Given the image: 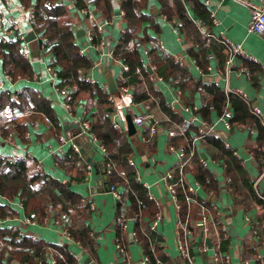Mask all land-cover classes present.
Instances as JSON below:
<instances>
[{"label": "crops", "instance_id": "0c3cea01", "mask_svg": "<svg viewBox=\"0 0 264 264\" xmlns=\"http://www.w3.org/2000/svg\"><path fill=\"white\" fill-rule=\"evenodd\" d=\"M55 4L65 9L80 54L91 62L85 81L92 90L74 95L76 86L60 89V79L48 69L54 61L52 55L37 41L30 43V58L23 55L30 62L32 77L12 76L13 81L0 90V156L9 158V164L26 163L28 177L39 178L33 182V190L50 200L49 215L69 213V229L88 232L94 246L87 248L74 238L68 241L54 223L31 217L35 214H30L21 193L8 197L0 192L5 214L0 218L4 264H52L61 252L77 255L81 264H126L117 253L118 240L128 251L129 263L146 264L143 246L133 237L141 213L133 212L124 187L131 171L137 173L148 197L150 194L158 203L149 197L154 211L162 216L157 233L164 254L176 264L178 242L186 234L187 212L179 217L167 193L165 175L173 172L177 177V152L194 153L185 179L196 189L197 202L204 203L211 213L212 232L205 237L193 221L196 207L191 210L187 228L192 234L187 238L195 264H224L221 259L225 255L231 264H261L258 256L264 257V210L253 189L259 180L258 189L264 195L261 123L255 115L244 123H233L231 102L223 114L216 109L204 110L214 101L213 90L238 97L250 106L264 107V38L248 32V7L237 0H57ZM0 12L8 28L17 24L18 33L25 38L32 32L39 37L25 18L20 0H0ZM222 35L241 44L258 63L239 56L229 67ZM122 56L130 62L138 60L133 78L127 76L130 69ZM3 59L0 57V76L5 79L8 68ZM158 64L164 66L158 69ZM107 74L114 78L116 93L109 91ZM227 87L241 90L247 100L227 95ZM137 94L142 102L136 101ZM69 96H73L71 110L67 108ZM42 102L47 105H39ZM98 114L106 115L119 135L109 147L99 140L106 154L88 135L79 139L83 121L91 126ZM16 116L18 122L13 121ZM137 116L148 120L131 133L128 119L133 122ZM203 122L212 125L207 138L198 134ZM154 123L158 132L153 137L150 128ZM171 132L175 136H170ZM74 137L79 139L77 150ZM232 158L239 165L231 166ZM199 159L206 163L202 167L211 178L208 188L198 181ZM90 161L99 166L100 173ZM228 163L237 178L235 188ZM108 164L112 175L107 180L102 172ZM112 176L121 201L110 191ZM122 215L127 217L125 231L118 225ZM147 215L145 212L144 222ZM27 219L36 221L28 224ZM29 243L43 246L40 258H26ZM218 254L221 261L216 260Z\"/></svg>", "mask_w": 264, "mask_h": 264}, {"label": "trees", "instance_id": "16d2710c", "mask_svg": "<svg viewBox=\"0 0 264 264\" xmlns=\"http://www.w3.org/2000/svg\"><path fill=\"white\" fill-rule=\"evenodd\" d=\"M56 1L57 0H20V5L25 10H28L30 8L35 9V22L32 24V27L33 30L39 35V38L46 40L44 43V48L47 49V51L53 57L54 61L52 67L56 70L57 77L60 79V83L58 86L60 87V89H66L67 87L76 86L77 90L74 93V95H76L79 92L92 90V87L85 81V74L86 71L91 67V62L86 57L80 54L79 46L75 43V35L70 31L66 11L63 7L55 4ZM79 1L81 0H77V2ZM182 16L184 17L183 14ZM118 50L116 51V54H118ZM156 50H158L157 46L154 47L153 51L155 52ZM134 53L137 55V57H139L138 51H135ZM2 56H4L3 65L8 68L7 73L9 75L13 76L14 78L20 77L21 79L32 77L30 62L25 59L22 53V41L20 40L19 36L14 38L13 40L11 38L7 43H3L0 39V57ZM127 57L131 58L132 56L128 54ZM122 58L124 60V63L128 65L130 69V72L127 74V76L132 77L133 74L131 73L137 71L136 65L138 64V60L130 62L128 58H125L124 56H122ZM139 64L141 63L139 62ZM163 66L164 65L158 64L157 68L159 69ZM131 83L135 84L136 81L132 80ZM125 85L129 86L128 83H125ZM97 93L100 95L99 90L97 91ZM212 94L214 96V101L210 105H206L204 107V110L206 112L209 113L211 110L216 109L223 114L227 106L226 104L228 102H231L235 112V116L232 119L233 123H244L247 118H252L253 114L251 112V107L244 100L235 96L228 97L219 90H213ZM73 96L70 101V106L73 102ZM101 99L104 100V97L102 96ZM136 101L142 102L141 95H136ZM39 105L47 104L42 102ZM90 128L91 132L99 140L103 141L106 146H108L111 142L113 143L117 138H119L117 130L114 129V126L110 123V120L106 115L98 114L97 120L92 122ZM260 135V140L261 142H263V127L260 128ZM147 138L148 140L150 139L149 136H147ZM192 160H194V158ZM197 162L200 170L198 171L200 172L198 181L203 186L208 188L210 186L209 184H211L210 175H208L204 170V167H202L200 159L197 160ZM233 165H239L238 161L233 159L231 166ZM228 168V174L229 176L231 175L233 177V185L235 188V181L237 180V178L231 174L229 163ZM28 176V168L26 166V163L18 162L16 164H9L8 161L0 159V192L8 197H13L18 193H21L22 197H24L25 199L24 202L26 204V207H28L30 214H35V216L31 217L37 219V221H45V219L51 213L50 200L44 198L40 191L33 190V182L39 180V178H29ZM111 183L113 186L116 185L115 177L113 178V176ZM124 187L126 188L127 193L130 195L133 212L141 213V215H138L139 219L137 222L135 234L137 240L141 242L143 246L145 257L149 259L150 264H175L169 261L167 256L164 254L163 247L161 246V236L157 233V231L151 230L150 225L155 219L157 212L154 211V202H151V200L149 199L148 192L146 188L139 182L137 173L135 171H131L129 173L128 181L124 185ZM250 191L254 192L252 188H250ZM178 192L182 204L181 213L183 214V216H185L188 209L186 195L183 189L180 187L178 188ZM258 201L262 205L264 210V202L262 200ZM203 204L204 203L199 201L198 204H194L192 206L196 207V212L194 213L193 219L194 222L200 212V205ZM145 212L148 214L147 216L149 219L144 222L143 217ZM4 216V209L0 207V218L4 219ZM32 221L35 222L36 220ZM69 232L74 239L80 241L85 247L93 248L94 244L88 232L75 233L72 229H69ZM1 242H4V232L0 234V247L2 246ZM40 245L41 244L35 243H33L32 246L30 245V243L26 244V247L29 246L27 248L29 253L25 254L28 260H34L38 257L40 258L41 253H43V246ZM56 263L75 264V261L73 259V256L67 254V252H61ZM0 264H4L3 254H0ZM176 264H180V261L178 260Z\"/></svg>", "mask_w": 264, "mask_h": 264}, {"label": "built area", "instance_id": "2783aa9c", "mask_svg": "<svg viewBox=\"0 0 264 264\" xmlns=\"http://www.w3.org/2000/svg\"><path fill=\"white\" fill-rule=\"evenodd\" d=\"M11 1L19 2V0H11ZM237 1L244 3L249 9L250 21L248 24V32L253 33V34H257V35L264 38V0H237ZM25 18L32 25L35 22V9L30 8V9L26 10ZM102 29H103V27L100 26L99 30H102ZM18 31H19V27L17 24L8 28L7 26H5L4 19L0 17V39H1V41L3 43H7L12 37H18L19 36L20 40L22 41V53L25 55L26 58H30V56H31V52H30V48H29L30 43H27L25 41V37L22 34H19ZM36 41L40 44V46L42 48H44V43L46 40H43L42 38L37 37ZM221 43L224 45L225 50L228 54L227 64L229 67L232 65L234 58L239 57V56L243 57L244 59H247L249 61H252L254 63H258L257 60L253 56L249 55L246 52V50L243 48V46L241 44L231 41L229 38H227L224 35H222V37H221ZM161 48L163 49V46H161ZM262 68L264 70V66H262ZM48 69L54 77H57L56 70L53 67H49ZM5 74H6L5 79H2L0 76V90L5 89V83L7 81H9V82L13 81V77L11 75H9L8 73H5ZM92 83H95V82L92 81ZM217 87H218V85H217ZM225 93L227 95L228 94L240 95L243 97V99L247 100L246 94H244L241 90H237V89L234 90V89H230L229 87H227V89L225 90ZM179 95H181V92H179ZM71 99H72V96H69L67 98L68 110H71V106L69 104ZM263 106H264V102H263ZM250 107H251L252 114L255 115L259 119L261 126L264 128V107H263V109L258 107V106H250ZM195 110H196V108H195ZM147 120H148L147 117L137 116L134 118L133 123L135 124L136 127H142L146 124ZM13 121L18 122L19 118L17 116L14 117ZM47 122L49 123L50 121L47 119ZM225 123H226L227 129H231V125L228 122H225ZM90 129L91 128H90L89 122L83 121L82 130L79 131V136L88 135L90 137V140H92V142H94V143H97L100 150L106 154L107 149H106L105 145L101 141H99V139L94 134L90 135V133H89ZM211 130H212V125L207 123V122H203L201 127L199 128L198 134H199L200 138H206V137L211 135ZM157 132H158L157 125H156V123H154L150 128L151 136H153V137L156 136ZM175 134H176L175 132H171L170 136H175ZM0 137H1V133H0ZM9 139H11V138H9ZM62 140H63V142H65L66 139L62 138ZM75 148L77 150V146H75ZM170 149H171V151L176 150L173 147H171ZM177 154H178L179 160H180L179 167H178L179 172H178L177 177L175 176V174L173 172H168L165 175L166 189H167V193L171 197V201H172L173 205L175 206L179 217H180V213L182 210V204H181L178 188L179 187L182 188L183 191L185 192L186 202L188 205L187 217H186V221H185V225H184V229L186 231V234H185L184 240H180L178 242L179 261L181 264H195V259H194V256L192 255V252H191V249L189 246V242H188V238H187L188 234H192V232L190 230H188L187 227H188V223L190 221L192 206L194 204H198V202H197V191L193 186L188 184V182L185 179V173H186L187 167H188L189 163L192 161V159L194 158V153L193 152H190V153L177 152ZM0 159L4 160V161H9V158H6V157L0 156ZM130 164L134 165V163L132 161H130ZM201 164L206 167V163L203 160H201ZM38 169L41 170V166L38 165ZM111 175H112L111 166H110V164H108L107 165V176L110 177ZM227 180L229 182L231 181L230 178H227ZM258 182H259V180L254 184L253 188H254L258 198L264 202V195L258 189ZM110 191L112 192L113 196L118 201L122 200V196L115 186L111 185ZM149 197H150V199L154 200L150 194H149ZM155 203L158 206V203L156 201H155ZM200 206H201V209H200L198 216L196 217L195 226L197 228L201 229V231L205 237H208L209 234L211 233V228H210V222H211L210 214L211 213L207 207H205L203 205H200ZM161 220H162L161 214L157 213L155 216V219L152 221L151 226H150L152 231H157L159 222ZM246 220H247V222H251L250 217H247ZM26 223L33 224L34 221L27 219ZM44 223L45 224L54 223L55 226L60 230V233L62 234V236L66 240L71 241V242L75 241L73 239V236L69 232V226H71V224H72V218H71L70 214L62 213V214H59L57 217L55 215H49L45 219ZM118 225L120 226L122 231L127 230V217H126V215H122L118 219ZM223 232L225 233L224 237L227 238L228 232H227L226 227L223 228ZM133 237L136 238L135 233L133 234ZM77 244L79 245L80 243L77 242ZM116 244H117V246H116L117 253H118L120 259H122V261L126 264H132V263H129V261H128V251H127L126 247L123 245V243H121L118 240L116 242ZM72 256H73V259L75 261V264H81L80 259L77 255L73 254ZM220 259H221V256L218 254L216 256V260H220ZM221 260L224 264H231L230 257L228 255H225V257ZM258 260L260 261L261 264H264V257L263 256H258ZM144 262L146 264H150L149 259L147 257L144 258L143 263ZM52 264H57V263L54 260L52 262Z\"/></svg>", "mask_w": 264, "mask_h": 264}, {"label": "water", "instance_id": "95a60500", "mask_svg": "<svg viewBox=\"0 0 264 264\" xmlns=\"http://www.w3.org/2000/svg\"><path fill=\"white\" fill-rule=\"evenodd\" d=\"M80 34V33H79ZM37 40V35L32 32L30 33L26 38H25V41L27 43H33ZM107 82H108V87H109V91L111 93H116L118 91V88L116 86V83L114 81V78L112 77V75H109L107 74ZM129 125H130V132L131 133H134L136 131V127L135 125L133 124L132 122V119L129 118ZM77 129H79L78 126H76ZM75 139H73L72 141L74 142V144H76V146L80 147V144H79V139L80 138H84L83 136H79V139L77 137H74ZM88 145L90 146V144L88 143ZM90 164L95 168V170L97 171V173H100V170H99V166L96 165L95 163H93L92 161H90ZM102 174H105V178L108 180L109 177L107 176V168H105L102 172ZM109 185V184H108ZM109 188H110V185H109Z\"/></svg>", "mask_w": 264, "mask_h": 264}, {"label": "rangeland", "instance_id": "374dc122", "mask_svg": "<svg viewBox=\"0 0 264 264\" xmlns=\"http://www.w3.org/2000/svg\"><path fill=\"white\" fill-rule=\"evenodd\" d=\"M3 18V17H2Z\"/></svg>", "mask_w": 264, "mask_h": 264}]
</instances>
